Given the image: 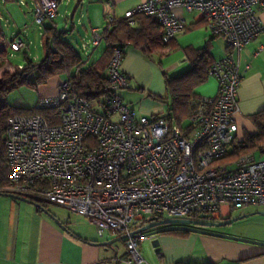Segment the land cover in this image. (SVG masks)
<instances>
[{"label": "built area", "instance_id": "obj_1", "mask_svg": "<svg viewBox=\"0 0 264 264\" xmlns=\"http://www.w3.org/2000/svg\"><path fill=\"white\" fill-rule=\"evenodd\" d=\"M259 5L264 0H147L126 12L122 18L129 26L138 15L156 20L164 44L184 26L174 10L198 14L228 49L207 71L218 82L215 96L190 100L186 127L169 116L135 118L119 94L128 86L121 71L126 48L114 45L106 68L108 94L98 103L72 96L66 79L55 99L33 108L56 110L59 123L49 124L37 113L8 119L4 147L9 173L0 193L62 207L86 218L100 238L105 233L126 236L130 264L141 261L137 248L147 236L140 229L151 218L217 220L223 207H263L264 159L246 155L223 164L245 73L234 53L263 32ZM29 6L39 30L58 17V0ZM114 20L107 15L103 30ZM91 33L81 44L85 55L104 39V31ZM24 44L20 38L7 42L11 52H20Z\"/></svg>", "mask_w": 264, "mask_h": 264}, {"label": "crops", "instance_id": "obj_2", "mask_svg": "<svg viewBox=\"0 0 264 264\" xmlns=\"http://www.w3.org/2000/svg\"><path fill=\"white\" fill-rule=\"evenodd\" d=\"M28 1L30 5L36 0ZM58 1V17L52 24L46 25L56 27L64 34L65 40L71 44L73 41L77 42L81 50L82 42L91 38L92 30L98 33L103 31L107 15L121 21L126 12L147 0H75V6L64 12L61 24L58 22L61 1ZM86 1L90 5L84 15L82 4ZM9 2L0 0L1 5ZM67 2L70 3V0ZM19 3L28 5L25 0H20ZM256 12L261 20L263 32L234 53L235 60L245 69V73L238 90L239 111L235 115V129L229 153L246 137L258 133L254 117L264 111V5L257 6ZM79 13L80 18L86 17L88 21L86 28L77 20V25L82 27L80 32L74 24ZM174 13L176 17L184 20L183 29L176 34L174 40L164 44L162 48H153L151 53L145 54L132 43L125 44L126 52L121 71L128 77V86L119 94L135 118L169 116L180 126L186 127L190 101L185 106L179 105L178 108H174L173 99L181 96H191L190 99L214 97L218 90V82L208 76L207 71L213 62L227 53L228 49L222 38L211 36L207 24L198 14L186 13L179 9L174 10ZM69 25L72 28L67 32ZM154 27L156 26L151 25L149 19L138 17L133 28L149 37V33L155 32ZM37 29L44 56L42 30L38 27ZM156 29L161 35V29L159 27ZM14 38H20V34L12 33L10 39L6 38V41L0 44V59L9 55L7 42ZM138 42L141 46L144 44L143 39ZM24 43L20 52H11L9 56L26 53L31 43L26 41ZM103 51L104 45L101 43L89 55L82 51L79 53L90 64L99 59ZM199 54H204L203 62L199 60L202 63L197 65L199 69L203 68V72L194 73L190 80L168 88L165 77L175 78L191 74L194 68L193 60ZM2 68L7 71L13 70L6 66ZM201 74L203 78L199 79ZM64 80L66 77L58 80L57 89L53 93H43L40 101L55 99L59 85ZM149 94H153L155 98L151 100ZM261 145L263 146V143ZM250 155L256 160L264 159V149ZM1 199L6 206L0 207V264H99L113 259H117L118 264H130L128 261L131 256L126 250L125 240H117L120 236H113L110 233H105L100 238L96 227L86 218L71 212L70 216L65 217L63 213L57 215L48 211L51 215L49 216L31 203L6 196H0ZM263 214L264 206L246 207L235 211L223 207L222 214L215 223L241 219L233 223L227 232H218L214 228L206 230L264 243ZM54 219H57L66 230L59 227ZM109 242L112 243L107 244ZM137 253L141 258L139 264H264L262 246L185 231L147 236L139 243Z\"/></svg>", "mask_w": 264, "mask_h": 264}, {"label": "trees", "instance_id": "obj_3", "mask_svg": "<svg viewBox=\"0 0 264 264\" xmlns=\"http://www.w3.org/2000/svg\"><path fill=\"white\" fill-rule=\"evenodd\" d=\"M11 1V0H6ZM37 1V0H36ZM139 18L149 19L151 25H155L157 28L159 24L153 18L138 15L134 17V24L136 19ZM54 22V21H53ZM53 22H48L52 24ZM46 25L42 29V45L45 50L43 58L39 61L32 60L26 53L24 54L25 65L22 68L13 69L7 71L0 68V187L7 186L8 180V162L6 157V151L4 147V135L7 128V121L14 116H30L37 113L44 117L49 124L59 123V117L54 109L38 110L33 109L18 110L11 109L6 105V95L16 89L19 85L27 83L31 87L36 85L45 84L50 77L55 75L65 76L69 81L71 87V95L74 97H80L88 100L91 103H98L105 98L108 94L109 86L106 76V68L111 56V48L114 45L125 47V44L132 43L139 47L145 54L151 53L153 48H162L164 43L162 42L161 35L156 31V27L153 28L155 32L149 33V37L144 35L139 30L129 26L124 20L117 21L111 24L109 30L104 31V39L101 43L104 45V51L101 57L89 64L88 60H85L81 54L63 38V33L58 31L56 27ZM161 29V28H160ZM162 34V33H161ZM143 39L144 44L141 46L138 42ZM6 41L2 29L0 28V43L3 44ZM204 54L197 55V58L193 60L194 68L191 74L181 75L175 78L165 77V83L168 88L190 80L194 73H202L203 68L199 69L197 65L203 62ZM199 60H202L199 61ZM206 64V61L204 62ZM207 65V64H206ZM190 76V78H189ZM203 78V74L199 76V79ZM191 96H181L174 98V108L182 105L185 106L191 100ZM255 125L258 128V133L255 136H248L240 144H236L232 151L225 158L229 160H238L242 156L250 155L255 151H261L264 149V111L260 112L254 117ZM263 143V146L261 144ZM224 159V160H225ZM223 164L224 161H223ZM35 205L44 206L32 199H28ZM192 220H200L199 218H193ZM203 221L215 220L204 218Z\"/></svg>", "mask_w": 264, "mask_h": 264}, {"label": "rangeland", "instance_id": "obj_4", "mask_svg": "<svg viewBox=\"0 0 264 264\" xmlns=\"http://www.w3.org/2000/svg\"><path fill=\"white\" fill-rule=\"evenodd\" d=\"M28 5L23 6L20 5V0H14L13 2H9L6 5L0 4V14L2 20H0V28L2 29V32L4 36L8 39H10L11 34H20V39L26 41V43H31L29 45V48L26 50V54L33 60H41L43 58V50L40 45V39L39 31L37 27L33 24V18L29 13H27V7L29 6V1L25 0ZM61 1V7H60V17L58 18V22L61 24L63 23V16L64 12L67 9H72L75 6V0H70V3L67 2V0H60ZM89 2L86 1L84 4H82V7L84 9V12H82L84 15H86V9L89 6ZM77 20H80L84 27H88V21L87 18H80V13L76 16L75 19V26L77 27L78 32L82 30V27L77 25ZM72 28L71 25H69L68 31L70 32V29ZM26 29V31H24ZM77 40V39H76ZM1 44V43H0ZM72 45L74 48L80 52L81 50L78 47L77 42H72ZM80 50V51H79ZM11 54V51H9V55ZM7 56L6 58L0 59V68L3 66L10 67L11 69H17L18 67L21 68L25 65V58L23 53H15L13 56ZM33 57V58H32ZM65 78L62 75H55L50 77V79L45 83L41 85H36L35 87H31L27 83H23L19 85L16 89L10 91L6 95L5 103L7 106H9L11 109H18V110H27V109H33L36 107V104L39 103L40 99L43 97V93L51 94L57 89V82L58 80H62ZM148 97L153 100L155 97L153 94H149ZM231 152V151H230ZM234 158H231L229 160H224V163L228 166L235 163L237 160H233ZM3 199L0 200V207L6 206ZM43 206L48 209L47 211H52L53 213H56L57 215L59 213L65 214V217L68 215L70 216V212L62 207L55 206L53 204L49 203H43ZM218 232H227L230 229V226L225 227H219L214 228Z\"/></svg>", "mask_w": 264, "mask_h": 264}, {"label": "water", "instance_id": "obj_5", "mask_svg": "<svg viewBox=\"0 0 264 264\" xmlns=\"http://www.w3.org/2000/svg\"><path fill=\"white\" fill-rule=\"evenodd\" d=\"M0 196H6V197L13 198L15 200H18V201L31 203L26 198L18 197V196L11 195V194L0 193ZM33 205L36 206L38 209H40L43 213L51 216L50 213L46 209L41 207L40 205H35V204ZM240 219L241 218L228 219L222 222L215 223V222H210V221L190 220V219L188 220H176V219L158 220L156 218H151L148 220V224L142 227L140 231L145 232L146 236L148 237L153 236V235H158L161 233L172 232V231H185V232H191V233H196V234L208 235L212 237H219V238H225V239H230V240H235V241L246 242V243L255 244V245L264 247L263 242L246 240V239L238 238L235 236L220 234V233L211 232V231L206 230L207 228H215V227L219 228V227L231 226L233 223L237 222ZM54 221L59 227H61L63 230H66L64 226H62V224L57 219H54ZM151 230H154V231L150 232ZM130 235L132 236L133 233H131ZM125 238L126 236H120L118 237L117 240H124ZM111 243L112 242H109L107 244H111ZM101 245H105V244H101Z\"/></svg>", "mask_w": 264, "mask_h": 264}]
</instances>
